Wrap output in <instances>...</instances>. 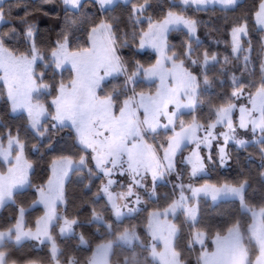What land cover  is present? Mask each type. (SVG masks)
I'll return each mask as SVG.
<instances>
[{"label": "snow or ice", "instance_id": "obj_1", "mask_svg": "<svg viewBox=\"0 0 264 264\" xmlns=\"http://www.w3.org/2000/svg\"><path fill=\"white\" fill-rule=\"evenodd\" d=\"M61 3L65 12L72 13V16L66 17L67 30L59 34L46 54L37 46V30L29 23L28 13L18 21L24 25L22 33L18 34L15 27L0 31V99L6 97L13 116L26 114L25 132H31L38 140L59 129L70 128L83 154L78 159L73 155L53 158L47 181L34 186L30 179L33 164L25 151L26 139L21 138L19 128L13 132L0 121V129H4L0 132V207L9 203L16 205L17 196L29 188L34 190L36 197L28 207L17 206L13 222L0 226V264H19L10 257L25 241H38L41 245L48 243L51 264H113L112 256L117 248L129 253L120 264H188L177 248L181 228L174 221L180 213L189 228L188 249L192 251L196 244L200 245L195 264H264V196L261 203H250L248 189L251 185L246 178L237 182L205 179L199 186L185 184L183 173L176 168V157L192 144L195 147L189 155L179 161L189 168L190 180L208 176V166L216 159L221 167L226 166L231 158L230 143L237 149L259 145L264 165V36L260 38L258 52L259 80L242 83L244 73L253 74L249 69L253 43L247 14L236 18L228 32L230 41L225 42L226 46L230 44L232 58L239 61L241 55L243 57L241 77L231 75L232 91L221 94L222 102L210 108L208 123L199 122L195 115L188 123L181 118L186 112L194 113L202 103L201 93L212 87L214 78L208 75L210 68L221 64L218 71L224 76L227 75V66L232 63L228 55L221 62L219 54L210 53L207 48L202 59L200 54L193 58L194 51L202 43L197 35L201 22L187 12L189 9L208 11L209 6L217 5L221 10L234 11L239 0H168L166 10L156 5L160 8L158 17L154 16L152 0H87L90 6L96 7L99 19L96 14L90 15L85 10V0H61ZM121 5L130 6L126 23L120 16L111 15ZM12 8L9 3L6 10L5 4L0 2V23H14L10 19ZM252 16L255 30L264 33V0H260ZM121 23H124L123 28ZM85 31L86 36L76 35ZM174 31L184 32L187 40L182 53L173 50L169 55L175 45L169 44L168 35ZM137 40L139 49L150 48L155 52V63L145 67L140 61L133 62L121 54L122 49H130ZM245 40L247 47L244 46ZM21 43L27 45L23 50L11 46ZM186 62L199 68L200 73H194ZM40 65L43 69L37 73L36 68ZM49 70L53 77L60 74L59 82H45ZM65 71L70 72V79H63ZM120 76L124 77L122 84L100 94L109 78ZM145 81L156 84L155 92L137 91V86ZM53 90L56 94L50 102L42 99L51 95ZM241 99H246L247 103H238ZM237 109L238 124L233 120ZM218 126H223L225 131L216 132ZM240 129L250 131L252 139L240 138L237 135ZM162 131L171 134L159 143L149 142L156 141ZM201 132L203 136L199 135ZM221 138L223 144L219 143ZM214 142L217 145L216 158L211 154ZM48 147L51 149L53 145ZM203 148L209 150L206 157L201 154ZM32 149L39 151V145L33 144ZM89 152L95 171L89 166ZM85 170L89 179L101 175L104 178L95 199L105 198V206L100 211L93 208L88 223L96 224L98 230L105 229L108 238L93 247L81 233L79 245L87 246L85 250L90 251V255L83 260L68 256L62 261L63 250L52 230L59 225L60 237L75 238V228L80 221L62 216L58 206L65 203L67 178L73 172L83 174ZM173 173L180 182L173 185L170 203L148 213L143 226L148 239L141 236L137 225L121 227L126 219L139 211L136 206L142 203V198L138 189H143L152 198L156 195L157 184ZM117 174L128 176L126 190H113L118 181L112 177ZM260 175L264 178V172ZM149 176L151 190L147 185ZM119 186L124 189L123 184ZM201 197L212 202H238L241 218L215 232L208 226L199 227L202 222ZM36 206H43L44 212L36 218L33 229L27 226L25 217ZM243 216H250L246 225ZM209 239L211 250L206 244ZM25 264L40 262L29 260Z\"/></svg>", "mask_w": 264, "mask_h": 264}, {"label": "trees", "instance_id": "obj_2", "mask_svg": "<svg viewBox=\"0 0 264 264\" xmlns=\"http://www.w3.org/2000/svg\"><path fill=\"white\" fill-rule=\"evenodd\" d=\"M5 8L7 10L8 4L13 5L10 19L14 22L12 24L0 25V31H7L8 28L15 27L18 34L22 33L24 30V25L18 23L19 19L28 13V21L35 25L36 32V42L37 46L41 51L48 52V50L54 46L55 41L59 38V34L62 31L67 30L66 17H71L72 13H66L61 0H52V2L45 3L44 0H3ZM153 7L155 8L154 16L158 17L160 15V8H156V5H161L165 10L168 7V0H152ZM260 0H240L238 6L234 11L221 10L218 6H209L208 11L195 12L191 9L187 12V15L192 16L199 20L201 23L198 27L197 35L201 40L200 48L196 49L193 53V58H196L197 54L201 55L204 49H208L209 52H217L219 54L221 62L223 57L228 55L232 59V63L227 66V75L222 76L218 69L221 64L215 65V67L210 68L208 75L213 79L212 87L208 91L201 93L200 103L194 113L185 114L187 117L190 115H195L198 121L207 123L209 121V110L214 105H219L222 102L221 94H230L232 91V85L230 77L234 73L237 77H241V70L243 69L244 62L241 55V59L236 61L235 58L231 57V47L230 44L226 46V41H230V36L228 32L232 27L233 23L236 22L237 17H242L245 14L249 17V28L250 38L253 43V51L250 54L252 58V64L249 66L250 71L253 73L249 75L244 73L242 83H247L249 80H259L261 75L260 72V57L258 56L260 38L264 36V33L255 30V25L253 23L252 14L257 10ZM19 4V7L16 5ZM214 9V10H213ZM85 10L88 14H96V18L99 19V14L95 6H90L85 0ZM130 6L125 8L123 5L118 7L114 13L111 15L120 16L122 20L126 23L128 12ZM150 12L152 9L149 10ZM79 15V13H77ZM8 17H6L7 19ZM146 27V24L143 25ZM85 28L88 25H84ZM120 27H124V23L120 24ZM131 28L129 27V31ZM76 35L86 36V31L83 33L77 32ZM187 40V36L182 31H174L168 35V42L170 45H175L174 49L180 53L184 51V43ZM219 40L220 43L217 44L216 41ZM75 44V41H73ZM138 40L132 45V47L125 48L121 50V54L127 58L134 61H140L145 67L149 66L154 61L153 54L147 52L138 51ZM245 47H247V41L244 42ZM13 47H19L21 50L27 47V45L21 43L19 45H11ZM186 66L190 67L194 73L199 74V68H193L190 62H186ZM43 66L40 65L36 68L37 73L42 71ZM61 79L58 73L53 77L51 70L45 76V82L53 83L59 82ZM63 79H70V72L65 71L63 73ZM202 81V77H201ZM221 81H224L221 83ZM55 90L49 96L42 97L46 102H50L52 96H54ZM52 111V109H49ZM0 121H2L6 126L11 127L12 131L15 132L19 128L21 138L26 139V156L33 164V170L30 172V179L32 185L39 186L47 181L50 175L49 165L53 158L61 155H73L74 158L78 159L81 154L80 148L75 143V133L70 128L59 129L58 131L50 134L48 137L38 140L35 138L31 132H25L27 125L26 115L23 113L11 114L10 106L4 99H0ZM48 123V122H46ZM4 129H0V132ZM33 144L39 145V151H34L32 149ZM53 145V148H49V145ZM259 145L255 147H248L246 149H237L232 147L230 149V162L229 166L226 168L219 167L215 164L209 167L208 176L200 178L202 181L209 179L210 182L218 181H234L237 182L240 179H248L251 187L248 189V199L250 203H261V197L264 196V178L261 177V172H263L264 165L261 163L260 153L258 151ZM90 167H93L89 164ZM94 169V168H93ZM95 171V170H94ZM102 183L100 178L93 177L89 179L87 176V170L85 172H73L67 178L65 182V203L60 206L63 216H67L69 219L76 218L80 221V225L75 228V238L72 237H60L57 229L52 230V234L56 237L57 244L63 250V255L61 256L62 261H66L68 256H75L79 260H83L84 257L90 255V251L85 250L87 246L79 245V235L83 233L86 240L89 241L91 246H95L96 243L101 240L107 239L105 235V229H97V225L92 223L89 224L88 221L91 219V211L96 208L100 211L105 206L104 198L99 200L95 199ZM174 189L172 186L165 182H159L156 187V195L154 198L147 199V206L139 209L129 219L124 221L125 225H137L138 230L142 237L147 240V236L143 231V226L147 221V216L150 211L157 208H163L168 203L171 202L173 198ZM255 193V195H253ZM34 190L32 188L26 189L23 195L17 196L16 205L8 204L1 208L0 210V226H6L8 223L13 222V219L17 212V206L23 205L28 207L31 202L35 199ZM200 212L202 217V222L199 227L208 226L211 228L212 232H215L217 228L226 227L227 224L231 223L237 218H241L239 211L238 202L233 201H217L210 202L209 200L200 201ZM43 214V208L41 206H36L29 210L26 214V224L28 227H35V220L37 217ZM243 223L245 225L250 222V216L242 217ZM178 227L181 228L180 235L177 239V248L183 253V259H185L188 264H195L196 260V247L194 250L190 251L187 247L189 228L187 224L184 223V219L179 217L177 220ZM50 245L45 243L43 245H38L34 241H25L22 247H18L12 252L10 259L18 260L19 264H25L29 260H37L40 264L50 263ZM139 251V248H137ZM127 251L120 248L115 250V254L112 256L113 264H120L124 256L128 255ZM253 255L255 253L253 252Z\"/></svg>", "mask_w": 264, "mask_h": 264}, {"label": "rangeland", "instance_id": "obj_3", "mask_svg": "<svg viewBox=\"0 0 264 264\" xmlns=\"http://www.w3.org/2000/svg\"><path fill=\"white\" fill-rule=\"evenodd\" d=\"M2 1H3V0H0V2H2ZM239 1H240V0H239ZM217 6H218V5H217ZM218 7H219V6H218ZM0 25H1V23H0ZM169 34H170V33H169ZM244 46H245V45H244ZM138 51H139V52H147V53L153 54V56H154V61H153V63H155V60H156V54H155V52H154L152 49H150V48L139 49V46H138ZM168 54H169V55L171 54V50H169V53H168ZM153 63H152V64H153ZM123 79H124L123 76H120V77H118V78H116V79L109 78V80L106 81V82L104 83L103 91H101L100 94H101V95H104L107 91L111 90V88H112L114 85L122 84V83H123ZM156 83H159V81H156ZM149 90H151L152 92H155V90H156V84H149L148 82L145 81L144 83H141V84H139V85L137 86V91H138V92H139V91H145V92H147V91H149ZM121 99H123V97H121ZM50 101H51V100H50ZM238 103H247V101H246V99H241L240 101H238ZM187 113H191V112H186L185 114H187ZM185 114H184L181 118L184 119L186 123L191 122V120H192V118H193V115H190V116L187 117ZM25 115H26V114H25ZM238 117H239V111H238V109H237V111L234 113V116H233L234 123H237V124H238ZM164 122H166V121H162V123H164ZM199 122H200V121H199ZM177 123H178V122H177ZM201 123H203V122H201ZM207 123H208V122H207ZM205 124H206V123H205ZM177 130H179L178 127H177ZM215 131H216V132H222V131H225V129H224L223 126H218V127L215 129ZM170 134H171L170 132H168V133H164V132L162 131L161 134H160V136L157 137V140H156V141L149 140V142H150V143H159V141H160L161 139L166 138V136H167V135H170ZM199 135H200V136H203L204 133L201 132V133H199ZM237 135H238L240 138H244V139H248V140H251V139H252V134H251L250 131H245V130L240 129V130H238ZM219 143H220V144H223V139H222V138H221V140H220ZM194 147H195L194 144L189 145L187 148L184 149L182 155H178V156L176 157V161H177L176 168H177V171H178V172H182V173H183V183H185V184L192 183V184L195 185V186H199V185L203 184L204 181H202L200 178H199V179H193V180H190V179H189V168H188L187 166H185V165L179 163V161H181V160L183 159V157H186V156L189 155V153L191 152L192 148H194ZM232 147L236 148L233 144L230 143V144L228 145V151H229V153H230V149H231ZM208 152H209V150H208L207 148H203L201 154L204 155V156L206 157V156L208 155ZM211 154H212V156H213L214 158L217 157V145L215 144V142H214L213 147H212V149H211ZM87 155H88V158H89V164L92 165L93 168H94V164H93V162L91 161V153L89 152ZM229 162H230V160L228 161V163H227L226 166L221 167L220 164H219V160L216 159L214 163H212V164H210V165L208 166V172H209V167H211V166H213V165H215V164H218L219 167H221V168H226V167L229 166ZM94 170H95V169H94ZM118 171H119V170H117V172H118ZM263 172H264V169H263ZM112 178H113L114 180L118 181V183H117L116 185H114V187H113V190H114V191L119 192V191H122V190H126V188H127V184L129 183V178H128L127 175H125V176H120V175L117 174V175H114ZM101 179H102V181L104 180V178H103L102 175H101ZM165 182H167V183L170 185V187L172 186V188H173V185L179 183L180 181L177 180V178H176V173H173L172 175H170V176H166V177H165V181H162V183H165ZM120 184H123V185H124V189H121V188H120V186H119ZM147 185H148L149 190H151L152 183H151V177H150V176L148 177ZM138 191H140L141 198H142V203H141L140 205H137L136 207H137L138 209H140V208H142V207H144V206H147V202H146V201H147V199L149 198V196L145 194V192H144L143 189H138ZM178 191H179L178 189L175 190V192H176L177 195H178ZM101 196H102V194H101ZM154 197H155V196H154ZM154 197H152V198H154ZM133 199H134V197H133ZM201 200H209L210 202H212L210 199H206V198H203V197L200 198V201H201ZM104 201L106 202V199H105V198H104ZM212 203H214V202H212ZM62 205H63V204H60V205L58 206V211L60 212L61 215H62V212H61V208H60V206H62ZM41 207L43 208V206H41ZM1 208H2V207H0V210H1ZM43 212H44V209H43ZM150 212H151V211H150ZM134 214H135V213H134ZM134 214H133V215H134ZM42 215H43V214H42ZM62 216H63V215H62ZM179 217H181V218L184 219L183 213H180V214H179L178 218L174 221L175 223L177 222V220L179 219ZM170 218H171V217H170ZM176 224H177V223H176ZM34 228H35V227H34ZM34 228H33V229H34ZM56 229H57V232H58V234H59V225L56 226ZM34 242H36L38 245H40L38 241H34ZM206 244H207L209 250H211V247H212V245H211V239L207 240V241H206ZM195 247H196V249H197V252H196V256H197V255L199 254V252H200V245H199V244H196ZM254 253H255V252H254ZM254 256H255V255H253V257H254ZM49 264H51V261H50Z\"/></svg>", "mask_w": 264, "mask_h": 264}]
</instances>
